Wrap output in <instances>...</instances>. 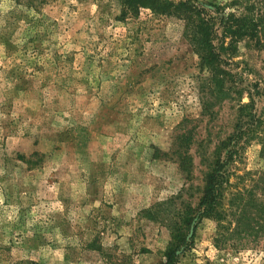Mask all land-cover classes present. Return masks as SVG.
<instances>
[{"label":"rangeland","instance_id":"1","mask_svg":"<svg viewBox=\"0 0 264 264\" xmlns=\"http://www.w3.org/2000/svg\"><path fill=\"white\" fill-rule=\"evenodd\" d=\"M223 59L220 98L180 18L123 16L120 0H0V264H163L166 215L196 205L238 103L253 99L264 134V49L243 40ZM260 148L234 157L231 190L264 172ZM251 225L196 220L175 264H264V220Z\"/></svg>","mask_w":264,"mask_h":264},{"label":"trees","instance_id":"2","mask_svg":"<svg viewBox=\"0 0 264 264\" xmlns=\"http://www.w3.org/2000/svg\"><path fill=\"white\" fill-rule=\"evenodd\" d=\"M122 15L136 14L140 9H149L157 15L175 16L184 23V29L197 54L201 69L206 71L205 79L213 83L211 91L220 98L227 96L223 81L227 72L223 65V52L240 41H254L255 46L264 49V0H228L219 4H192L189 1L170 0H120ZM219 36V37H218ZM230 37L228 46L225 38ZM218 38V42L216 39ZM229 75V74H228ZM253 99L238 103L237 118L233 131L219 140L212 151V160L204 173L201 194L196 205L188 200L173 213H167L170 239L164 254L163 264H175L181 249L192 239L188 236L192 223L202 217H212L219 224L225 218L235 222V230L247 235L254 234L253 219L264 220V172L254 173L251 187L231 190L229 177L234 174L229 165L242 152L245 144L256 139L261 145L260 155L264 157V134L254 111ZM180 152L176 151L178 157ZM224 154V155H223ZM186 153L188 166L191 158ZM182 159V160H183ZM183 164H186L183 160ZM191 170V169H190ZM246 171L243 175H251ZM236 177H239L236 175ZM146 212L152 213L150 208ZM154 215V214H153ZM150 215L151 217H154ZM252 215V216H250ZM217 237L221 233H216ZM15 264H39L33 261H19Z\"/></svg>","mask_w":264,"mask_h":264}]
</instances>
